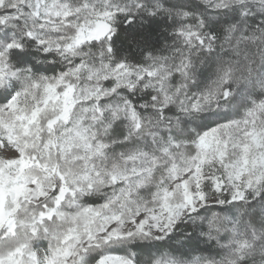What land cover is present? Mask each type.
Wrapping results in <instances>:
<instances>
[{"label":"snow or ice","instance_id":"6c2138e0","mask_svg":"<svg viewBox=\"0 0 264 264\" xmlns=\"http://www.w3.org/2000/svg\"><path fill=\"white\" fill-rule=\"evenodd\" d=\"M0 264H264V0H0Z\"/></svg>","mask_w":264,"mask_h":264}]
</instances>
